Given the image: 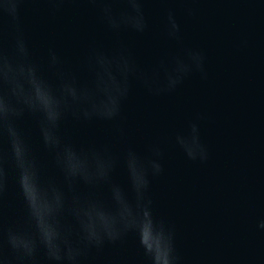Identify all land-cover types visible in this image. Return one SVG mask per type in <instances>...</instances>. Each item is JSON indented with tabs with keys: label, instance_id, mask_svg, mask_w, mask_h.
Segmentation results:
<instances>
[{
	"label": "water",
	"instance_id": "water-1",
	"mask_svg": "<svg viewBox=\"0 0 264 264\" xmlns=\"http://www.w3.org/2000/svg\"><path fill=\"white\" fill-rule=\"evenodd\" d=\"M0 264H264V0H0Z\"/></svg>",
	"mask_w": 264,
	"mask_h": 264
},
{
	"label": "clouds",
	"instance_id": "clouds-1",
	"mask_svg": "<svg viewBox=\"0 0 264 264\" xmlns=\"http://www.w3.org/2000/svg\"><path fill=\"white\" fill-rule=\"evenodd\" d=\"M4 9L8 10L13 15V17L16 16L17 6L14 3L8 4Z\"/></svg>",
	"mask_w": 264,
	"mask_h": 264
}]
</instances>
